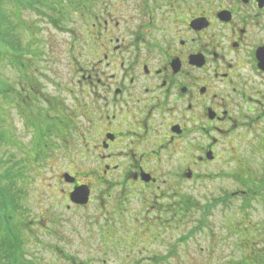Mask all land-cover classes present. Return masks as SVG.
<instances>
[{
  "label": "flooded vegetation",
  "instance_id": "1",
  "mask_svg": "<svg viewBox=\"0 0 264 264\" xmlns=\"http://www.w3.org/2000/svg\"><path fill=\"white\" fill-rule=\"evenodd\" d=\"M77 6V31L70 29L65 51L88 57L83 66L74 58L71 65L89 97L84 113L75 105L65 116L71 129L59 145L69 164L63 171L55 163L60 198L51 196L52 203L73 213L92 206L89 220L99 237L89 247L94 263H107L124 248L173 263L176 223L196 204L192 188L226 179L207 169L236 162L244 142L250 154L263 152L254 163L261 162L262 172L256 177L245 164L251 186L234 176L245 190L223 193L220 202L238 195L244 204L264 200V0H82ZM49 10L48 24L62 23L66 12ZM27 107L17 108L24 131ZM81 185L89 189L83 206L69 199ZM126 218L136 223L128 227ZM117 224L145 239L111 245L106 237ZM249 228L256 230L255 245L264 244V224ZM161 231L168 241L154 239Z\"/></svg>",
  "mask_w": 264,
  "mask_h": 264
},
{
  "label": "rangeland",
  "instance_id": "2",
  "mask_svg": "<svg viewBox=\"0 0 264 264\" xmlns=\"http://www.w3.org/2000/svg\"><path fill=\"white\" fill-rule=\"evenodd\" d=\"M30 1L1 0L0 2L2 34L0 87L8 90L7 95L11 101L5 103L0 94V106L6 110L0 111L2 114L0 128L5 129L3 142L9 144L2 146L1 152L6 157L12 155L17 161L23 158L21 150L29 147L30 135L35 133V127L47 125L52 129H59L60 120L55 115L56 109L62 108L64 114H68L73 112V107L77 105L80 113H84L83 108L87 106L89 97L88 93L84 92L83 85L76 84L77 77L74 76L71 65L74 58L75 63L83 66L82 60H87L88 57L78 53L71 55L65 51L72 34H69L70 29L77 31L74 26L76 16L72 14V10L80 8L77 5H81L82 0H35L34 8H28L25 2ZM50 8L63 10L68 17L62 23L59 22L52 27L47 20V16L52 13ZM11 37L15 41H10ZM9 42H13V46H18L22 51L10 52L11 43ZM31 82L37 93V99H33ZM24 105L29 106L26 111L25 131L21 125L20 110H17V108L24 109ZM79 121L83 124L84 118L79 117ZM26 127L29 128L30 134L26 131ZM48 141L50 144L57 145L58 148L52 151L42 174L30 181L22 200V205L28 213L26 221L31 219L32 223L28 231H20L21 253L32 264H71L72 259L69 256L78 259L81 264H97L93 262L94 258L90 257L89 252L90 243H93V240H99L97 232L94 231L97 228L89 220L93 217L92 206L73 213L71 210H65L61 205L52 203L51 196L60 198L59 190L57 194L53 190L57 175L55 163L61 164L62 170L67 168L69 163L65 157L68 155L67 152L61 150L59 145L60 139L53 135ZM254 141L255 145L256 139ZM245 144L244 142L239 148L240 161L235 155L236 162L232 161L226 166L207 169L211 175H223L226 179L215 180L205 187L197 185L192 188V199L196 204L192 206L189 217L176 223L178 225L174 232L176 257L175 261L169 264H228L229 261L239 260L245 253L248 254L251 241L247 238L242 239L244 234L234 226L238 227L240 224L239 227L242 228L247 224L250 225L249 222L264 224V200L254 197L249 205L242 202L240 195L225 203L219 200L223 193L237 189L245 190L244 185L237 182L234 176H241L246 180V184L251 186V179L248 178L247 181V176L250 174L245 164H249V171L256 177L262 172L261 162L254 163L260 160L263 152L255 150L250 154V147ZM48 187L50 190H47ZM212 203H214L213 206L210 205ZM203 212L205 217L201 224ZM47 216L53 220L48 222ZM131 222L136 223V218L133 221L131 218H126L125 223L128 227ZM233 227L235 229L231 230ZM117 230L116 233L111 232L106 237L111 245L116 243L122 245L133 239H145L144 236L138 235L134 227L122 231L117 224ZM235 232L240 234L237 235ZM155 234L154 239L162 235L161 239L168 241L166 231ZM78 240L81 242H77ZM66 242H69V245ZM157 244V242L152 243L154 247ZM263 246V242L258 243L254 246V250H261ZM61 252L69 259L61 255ZM124 253H130V255H127V259L122 262L120 257ZM206 259L212 261H205ZM104 264L158 263L148 260L140 253L131 254L130 248H124L119 254L111 256L110 261Z\"/></svg>",
  "mask_w": 264,
  "mask_h": 264
},
{
  "label": "trees",
  "instance_id": "3",
  "mask_svg": "<svg viewBox=\"0 0 264 264\" xmlns=\"http://www.w3.org/2000/svg\"><path fill=\"white\" fill-rule=\"evenodd\" d=\"M25 4H27L26 6H28V8H34L33 4L36 3L35 0H31L30 2H25ZM66 14L64 15L63 21L68 17ZM50 18H52V16ZM1 36L2 34L0 31V39ZM10 41H15V39L11 37ZM9 43H11L10 52L22 51L18 46L14 47L13 42ZM7 92L8 90L6 88L0 87V94L5 103H10L11 101H9ZM32 92L33 97H38L33 83ZM1 110L6 111L5 108L0 106V111ZM59 110L55 111V115L60 120V124L58 125L60 128L52 129L51 126L47 125L35 127V133H33L30 145L28 148L21 150L23 158L18 161L15 160L12 155H7L6 157L5 154L1 152L2 146H7L9 144L3 142L5 129L0 128V264H32V262L27 261L21 253L22 238L20 237V231H28L29 225L32 223L31 219L30 221H26L28 213H26V208L22 205V200L26 194L28 184H30V181L35 176L42 174V171L47 167V160L51 157L52 151L55 150L50 146L48 139L54 135L60 140H63V138L66 137L67 131L71 129V125H68V121L65 118L66 114H64L63 109L61 110L59 108ZM1 121L2 119L0 116V123ZM31 123L32 121L30 122V126ZM12 145L13 144H10V146ZM61 150L65 149L62 148ZM210 205L213 206L214 203ZM247 205L249 204L247 203ZM249 223L251 224V222ZM234 227L244 234V236L242 235V239L245 240L247 238L251 241V244H249L250 249L248 254L245 253L241 259L229 261L228 264H264V246L261 250H254L255 240L257 239L256 230L251 231L248 224L242 228L236 227V225ZM234 227L231 230L235 229ZM239 234L240 233H237V235ZM182 239H184V237H182ZM66 259L68 260L69 258L67 257ZM208 260L212 261L211 259H206L205 261ZM72 264L81 263L73 262Z\"/></svg>",
  "mask_w": 264,
  "mask_h": 264
},
{
  "label": "water",
  "instance_id": "4",
  "mask_svg": "<svg viewBox=\"0 0 264 264\" xmlns=\"http://www.w3.org/2000/svg\"><path fill=\"white\" fill-rule=\"evenodd\" d=\"M63 178L66 182L69 183L73 181L68 174H63ZM88 197H89V189L85 185L74 187L69 194L70 202L82 206L87 204Z\"/></svg>",
  "mask_w": 264,
  "mask_h": 264
}]
</instances>
